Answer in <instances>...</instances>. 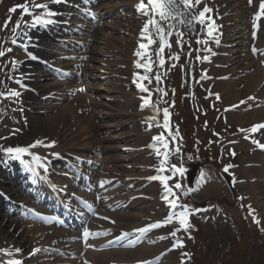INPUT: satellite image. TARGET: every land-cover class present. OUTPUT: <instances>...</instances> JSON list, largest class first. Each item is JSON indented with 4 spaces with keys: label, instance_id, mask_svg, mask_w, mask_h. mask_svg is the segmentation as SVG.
Segmentation results:
<instances>
[{
    "label": "rangeland",
    "instance_id": "obj_1",
    "mask_svg": "<svg viewBox=\"0 0 264 264\" xmlns=\"http://www.w3.org/2000/svg\"><path fill=\"white\" fill-rule=\"evenodd\" d=\"M15 2L16 0H0V11H2V13L0 14V26H3L5 22L9 20V17L11 20V22L8 23L7 30H0V39L10 40L11 36L14 35L11 32V28L13 27L12 24L14 23V21H17L18 15L16 12L10 13L9 10L12 8ZM168 25L169 24H167L166 22L165 23L163 22L161 26H163L166 31L168 30ZM6 47L13 49L12 45L10 46L9 44H7ZM47 48L50 47L47 46ZM172 49H175V46H173ZM7 55L8 52H6L4 57H0V84L2 82L4 85H9L7 81V74L9 76H12L15 71L12 70V64H11L12 58L11 56L7 57ZM171 56L172 54L169 53V57ZM164 61L165 62L163 66L167 67L170 61L168 60H164ZM91 66L94 67V65ZM97 66L98 65H96L95 67ZM161 70L164 76H166V74L169 73V71L165 70L163 67H161ZM185 70L187 71L188 76L185 73L181 74V80H182L181 84L184 87V90L188 92V94L193 95L192 93H195V96L199 94L203 96L204 102L198 100V102L194 106L195 111L199 112L200 115H203L204 113L203 104L206 106V104H208L207 102L211 103L212 101H214V97L211 95L210 90L204 88L206 85V79H201L202 73L200 74L199 71L193 72L188 69ZM108 72L114 73L116 75H120L119 70L114 69V70H109ZM36 73H38L39 75L42 74L43 76L47 74L45 71H38ZM94 75L99 76V73H94ZM152 78H153L152 79L153 83L156 86L153 87V89L157 88V91H155L156 92L155 96L158 95L157 101L160 104H164V97L163 95L160 94L161 91H158V89L161 88L159 87V82L156 80L155 74H153ZM118 82L120 83V81ZM51 84L54 83L47 82L43 86L44 88H46ZM92 84L98 85L97 86L98 92L99 91L101 92L102 89H108L109 87L106 84L98 83V81H95ZM28 88L30 90H35L37 93H39V96H42L41 95L42 89L40 87L35 88L34 85L29 84ZM119 89L120 86H116V88H113L114 92H118L115 94H123L125 92L128 93L131 88L129 89L127 88L126 91L125 90L121 91ZM6 91L8 90L4 89L3 86L0 85V92L5 93ZM48 92L45 93V96H48L50 94ZM35 104H36L35 106H29V111L26 114L27 117L29 118L28 123L30 121L32 122V124H30L28 128L27 126L24 127V124L22 122H18L19 118H11L6 114L8 110L5 109L4 107L7 105V103L4 100V97H0V155L4 154L2 149H6L11 145H15L17 141L22 140L24 141V144L30 145L35 140H40L41 138L44 140L48 138L49 139L56 138L58 135H60L61 132V130H59L60 127L65 128L63 132L66 133L67 135L71 134L70 136H68L67 140H65V142H68L72 134L75 135L78 133L77 129H79L78 127L80 124L84 128L85 126L87 127L88 123H92V119L90 120L87 119V111H86L87 109L90 108V106L81 105V107L86 106L85 110L81 111V110H77L79 106L78 104L76 107L75 106L72 107L71 106L72 103L70 102V100L68 101L54 100L51 104L49 103V105L51 106L55 105L60 110L58 109V111H56L54 114H49L51 118L54 119V122H52L51 120H46V118L50 117L49 115L39 114V112H41L39 110V106H37L39 102L36 101ZM42 106L46 107L45 103L42 104ZM66 106L72 107L71 109L72 113H69L68 115H64V117H59L61 113L60 111L62 110V108ZM156 106L158 107L160 105L157 104ZM183 109L184 110H182V113L184 116L183 118L185 123L184 130L186 131L188 129V132L191 131L193 132V137L190 138L191 146H193L194 144L199 143L201 137L203 136L202 135L203 133L200 130L203 124L199 126L198 123L191 120V114L188 111V99L185 100V105ZM179 111L181 112V110ZM103 113H107V111H104ZM128 113L131 114L132 112L128 111L127 114ZM206 114H208L209 117H211L212 115L208 111H206ZM206 114H204V116H207ZM59 118L61 120H69V126L66 127L65 125L66 123L64 124L63 121H58ZM179 118L181 117H178V114L175 110L173 119L177 120ZM20 119L22 120L21 117ZM200 120H203L204 122L205 118H199V123L201 122ZM118 121L124 125V124H129L131 120L129 117L128 118L122 117ZM76 123H78L77 128L74 126ZM109 125L110 123H106L105 125H103L101 122H98V126L96 125L95 127L97 128L101 126L100 129H102V127L104 129L105 126H109ZM233 125H237V124H232V126ZM213 127L215 126L213 125ZM218 127L221 128L220 125ZM134 128L135 125H130V127L125 126L119 133L117 132L113 133L111 137L117 138L121 134L124 136L127 134L134 135L136 134L134 132ZM147 128L148 126L146 127V129ZM151 129L152 127H150V131ZM139 130L141 134L142 131L144 130V127L141 125L139 127ZM85 136L86 135H84V137ZM237 136L238 135L231 137H224L223 139H221V143L223 145L222 148H220L219 150L218 156L222 160L223 164L231 163L237 165L234 166L237 168L235 170H232V173L234 174L235 182H237L238 185L242 186V181H240L239 179L241 178L243 180L244 175H242L241 172L242 170L246 169V165L252 156V151L246 145L245 146L248 148L247 151H245L244 149L246 148L241 147L240 144L239 147L237 146L238 144H234V139ZM118 146H120V144L116 145L112 150L116 149V147ZM208 148L212 149L213 147H208ZM232 152H235L234 156L231 154ZM240 162L243 164L244 167L239 166ZM202 172L206 174L204 177V181H211L210 180L211 178H216V176L214 175V171L211 168L203 169L201 173ZM235 190H237V197H238L237 201H234L230 193H228L224 188L222 187L218 188V185L209 186L207 189H205L204 186L202 185L201 191L200 193H198L200 195L199 197L200 202L196 203L195 208L187 204L190 206V208L199 210L197 212H194L193 217L190 219V222L193 225V227L190 228L187 232L181 230L176 235V237L177 236L178 237L173 238L171 240L172 242L171 247L173 249H177L176 252H174L176 258L182 259V261L186 259L183 262V264H190V262L192 263V260L195 257H197V264H209V263L210 264H245V262H248V264H264V234L255 232L254 228H251L250 224L248 223L250 213L252 211L246 206L247 190L242 188ZM259 197H262L261 193ZM236 202L238 203L239 207L242 206L243 208L241 213H239L240 211L238 212V210L235 208ZM261 204L263 206L264 197ZM245 210L251 212L245 213ZM245 227H249L250 229L249 233L247 232ZM191 229L199 230L201 235L200 240H196L195 238L192 237L191 234H189ZM29 233L30 230L25 229V231L19 235L18 232H16L13 229V225L9 224V222L6 221V218L4 216L0 218L1 240L10 239L14 243V245L20 246L19 248L22 251H26V249L31 246L32 237L30 236ZM247 237H249L248 240ZM177 239L183 242L184 244L183 247L175 246ZM245 240H247L246 243ZM245 244L251 246V250L249 251L250 258L247 259H245L246 252L242 250ZM24 255L25 258L29 257V253ZM189 257H190V261H189ZM181 262L179 264H181Z\"/></svg>",
    "mask_w": 264,
    "mask_h": 264
},
{
    "label": "bare ground",
    "instance_id": "obj_2",
    "mask_svg": "<svg viewBox=\"0 0 264 264\" xmlns=\"http://www.w3.org/2000/svg\"><path fill=\"white\" fill-rule=\"evenodd\" d=\"M63 1V0H62ZM111 1H125L127 2L124 7H128L129 9L133 6H135L134 2L132 0H111ZM258 0H255V3L257 4ZM43 3H48V7L49 5L55 6L57 8H62V2L61 3H51L50 0H46ZM232 5L233 10L228 11L227 8ZM205 6L209 7L210 9H212V11L210 13H207L206 16H210L211 18L213 17L214 14H216L217 17L221 16V18L223 19L224 25L222 26L220 24V22H218V20L216 21V36L218 39H221L222 33H226L227 35H239L237 36V40L239 41L237 43V45L240 47V52L238 53H234L236 54L235 57L233 59L230 60V63L233 62L237 65H239L238 69L233 70V72H238V70H241L242 73L246 72V71H254L252 74H250L249 76H246L244 79L241 78L240 81L238 82H232V83H217L214 80H212V87H216V92L220 93V94H225V91H229V95L226 97L225 101L229 102L230 101V105H229V109L231 111H233V109H238L239 107L236 106L235 104L237 103V101L239 99H241V97H244L243 95H247V93H251L253 91L255 92H263L261 94V97H263L264 99V88L259 89L261 86V82L264 81V69H262L261 67L257 66L256 63H254L253 59L251 57H245L246 56V51L248 50L247 45L251 42V40H249L250 36L247 35V32L245 31V27L247 24V15L249 13L248 7H249V2H247V0H206V2H202L200 5H198V9L201 11ZM252 7H255V4L252 5ZM115 8H117V6H113L110 7L108 6L107 9H109L110 11L114 10ZM226 11H223L225 10ZM41 9H38L37 12H39ZM42 11V10H41ZM103 12V11H101ZM85 15V14H84ZM84 15H77L78 18L80 19H84L86 18ZM31 20V17L29 18L28 21ZM89 21L91 22V19H89ZM126 22H128L130 25L125 27L123 29V31H121L120 28L115 27L112 28V31H110L109 35H103L101 34L100 37V41L96 42L95 37H92V39L90 38V43H96L98 45H102V43H104L105 49L106 51L110 52L111 51V46L112 44H116V43H121V46H119L118 48H115V50H118V53L120 55L121 61L123 60L122 65L126 66L123 67L125 70H127V74L125 73L124 75L127 77L126 80H128L129 82H133V74L137 73L138 71L132 67V64L135 61V58L138 59V56H134V51L132 52V44L134 39V35L135 33H137L134 29H135V22L138 23L140 22V17H138V19H127L125 20ZM263 24V21L261 22ZM52 25V24H50ZM235 26V28H233ZM41 28H44L43 26H40ZM82 29H81V34H83L85 31H88L87 26L86 25H81ZM194 25L193 26H189V28L194 29ZM50 28V27H47ZM90 28H93L90 27ZM202 30V28H201ZM28 33V38H25L24 40H22V42H18L17 45L14 46V49H12L11 52H8L9 56H14V60L17 61V72H16V76H14L13 78V82H17L19 81L22 82V86L24 84L30 83L32 81V77H35V65H37L38 63H44V64H48V65H52L53 63L58 62L56 59V56L53 54H40V55H36V48L37 46L35 44H42L41 40H40V36L41 33L38 30V27L36 26L35 28H32L31 30H26ZM203 31V30H202ZM262 32V31H261ZM53 34L55 33L54 31L52 32ZM117 33H124L125 36H117ZM264 33V30L263 32ZM261 34V33H260ZM26 39H28V42L26 41ZM137 40V39H136ZM68 41H72L71 43V47L75 48L76 50L78 49L80 52L83 53L82 58L85 59L86 56L84 55L85 52V48H83L82 44H80V41L77 40H68ZM67 41V42H68ZM22 43H27L28 44V48H27V53H31L33 55H35L36 57H38L37 60H32L29 58V56L27 55V53L25 52V50L18 46L19 44ZM137 43L140 44L142 43V41H140V39L138 38ZM77 44V45H76ZM111 44V45H110ZM249 46V45H248ZM257 48L261 49L260 51L263 52L262 47L264 48V43L263 46H259V44H257ZM215 47V46H213ZM102 49V48H101ZM55 52V50H51V52ZM259 51V52H260ZM236 52V51H234ZM97 54L100 55L101 60L107 57H111L109 56L108 53L104 52L103 49L101 51H97ZM244 54V55H242ZM72 58L77 59L78 57H76V55H71ZM243 57V58H242ZM48 60V61H45ZM100 62V60L98 61V63ZM126 63V64H125ZM119 66L121 65V63H118ZM223 64L227 65L228 62L225 61ZM84 64H80L77 65L79 67H82ZM102 65H107V63H103ZM121 65V67H122ZM247 65V67H246ZM245 66V68H243ZM256 66V67H255ZM255 68V69H254ZM34 72V73H33ZM125 72V71H124ZM82 71L78 70L75 72L74 76L78 77L79 74H81ZM239 75V74H238ZM221 76V75H220ZM237 76V75H235ZM89 78V77H88ZM108 78H110L108 76ZM124 78V77H123ZM45 78H39L35 81L36 85H41L45 82ZM111 84H116V82H108V85ZM245 85L244 86V90L241 91L240 93H235L234 90L236 88H238L240 85ZM18 87L15 86L14 88L19 89V92L21 93V95L19 97H14L15 100L13 101L16 107L22 108L24 109L26 106L25 101L27 100L26 94L22 91L23 87ZM62 87H64V85H60ZM113 86V85H111ZM66 87H71V84H66ZM88 89H90L91 92H96L98 91V89L94 86V85H89L87 87ZM76 88H72L70 90H73ZM55 90V89H53ZM100 90V89H99ZM61 92V91H59ZM107 93H115L114 91H111L109 89H106ZM25 95V97H24ZM104 96H106V94H103ZM138 96L137 92L133 93L131 95V97L128 95L127 97H123V100L121 101V103L123 105H117L114 104L110 107L111 113L108 117H110L111 119H113L114 117L117 118V116H119L121 114V112L119 111V108H126L128 110H132V109H140L139 114H137L135 117H133V119H138V121H136V124H142V122H145L146 117L148 115H150L149 112L143 111V108L140 106V100H138V103L136 102V97ZM107 97V96H106ZM16 98L20 99L22 101V103H19V101L17 103H15ZM58 100H63L62 96L61 98H57ZM101 99H105V97H102ZM93 101V97H91V100H89L90 103H92ZM75 103V101L72 103V107L73 104ZM94 105L96 108L99 107L98 104H92ZM71 106H66L64 108H62V110L60 111V116L59 117H64V115H68L71 112L72 107ZM249 108V106H243L241 107V111L242 110H247ZM58 108L55 107H45L44 110H42L44 113H40V114H52L54 113ZM25 110V109H24ZM238 111V110H236ZM106 115H108L109 113H104ZM253 118L252 120H249V118ZM264 117V109H261L257 112H254L253 114H246V115H240L239 117H235L233 118V116H231L230 121H233L234 119L236 121H239L240 123H249L251 121L254 120H260ZM46 120H51L52 122H54V119L50 117L46 118ZM58 121H63L64 123H68L69 120H61L59 118ZM88 122V121H87ZM234 122V121H233ZM92 123H88L87 127L85 126L84 128L81 126V124L78 127V123H76L75 126H77L79 129L78 133L75 135L71 136V139L67 142L64 143L65 145L62 147L64 153H68V148L70 147H77V146H82L85 149H87L89 151V149L91 150L92 147V142L95 139V137L97 136L96 134V129L95 126ZM84 135H86L84 137ZM64 136H66V133H64ZM137 136V140L140 142L141 146H145V144L143 145V142L145 141L146 135H136ZM129 138H131V136L128 137H120V139H122V142H124L125 144L130 143ZM92 141V142H91ZM94 144V143H93ZM147 145V144H146ZM76 150V148H75ZM137 150V149H136ZM141 151H143V154H140V156L145 157L144 154H151L154 151H150L149 149V145H147L146 147H143L142 149H139ZM257 157H252L250 162H252V166H263L264 165V159L261 158V155L256 154ZM0 170H3L0 168ZM13 172V171H12ZM245 178L248 179V185L246 184L244 188H246L247 190V196H248V204H250L252 206V204H255V208H257L256 210V214L255 217L257 219L260 220V224L259 225H264V212H262V210L264 209V204L262 206L261 202L263 201V197H264V170H246L245 172ZM256 178V179H255ZM258 178V179H257ZM0 179H1V175H0ZM8 180H11L15 183H18L16 180H14L13 178H8ZM257 181H261V183L257 182ZM256 182V183H253ZM258 183V184H257ZM262 193V197H259L258 194ZM253 198V199H252ZM252 199V200H251ZM160 200V199H158ZM134 206V203L132 205V208ZM150 211H156L159 213H163V211L161 210V208L158 207H153L150 208ZM252 222L254 223V220L252 219ZM262 223V224H261ZM144 224V223H143ZM143 224H140L139 226H142ZM175 226H179L178 223L174 222ZM124 226L123 225H119V228L117 230H124ZM126 230H129V227L126 228ZM131 232V231H128ZM115 238V237H114ZM103 244H106L105 242ZM114 246H117L115 248H119V245H117L115 242L112 243ZM122 244V243H120ZM102 246V244H100L98 247ZM164 247H158V248H147V247H139L136 250H128V249H122L120 250H113V251H108L109 253H103V255H107L109 257H111L112 259H114L116 262H118L119 264H146L149 261H153L154 259L158 258L161 254H163L167 249H169L171 246L170 245H163ZM33 256H38L37 252L33 255ZM101 255H94V257L92 259H90L93 263L92 264H98V257ZM171 261L164 263V264H176L177 260L174 261L175 257L174 255H172L171 257ZM35 264H39V260L36 261Z\"/></svg>",
    "mask_w": 264,
    "mask_h": 264
},
{
    "label": "snow or ice",
    "instance_id": "obj_3",
    "mask_svg": "<svg viewBox=\"0 0 264 264\" xmlns=\"http://www.w3.org/2000/svg\"><path fill=\"white\" fill-rule=\"evenodd\" d=\"M51 3H61L62 0H50ZM89 0H85V3H88ZM251 2V0H250ZM202 3V0H139L138 4L136 5L137 11L143 15L148 17L147 21L145 22L143 29H142V39L146 40V43H140L139 48L144 51H137L136 55L139 57L146 56L147 48L150 47L155 41L152 39V32L150 31V28L154 30L155 35L159 38L160 41V47L158 51L160 53L164 52L165 47H171V45L168 42V38L173 34L171 29L173 27L172 24L168 25V31H165V28L161 26L160 21H166L169 19H176L178 16L183 17L184 12L178 11L181 6H183L185 12L191 11V9L194 6H198ZM17 8L21 10V15L18 17L16 24L14 27L11 28V32L14 34L10 41L12 44H17L18 39L20 37L28 38L27 31H21L18 35V30L21 28V22H23V17L25 15L31 17V20L28 22H24V28L31 30L32 28H35L37 25L40 26H48L50 24H53L55 21L53 17H55L58 13L51 11L48 7V3H36V0H32V7L30 8L28 3L22 5H16L13 6L9 12L15 13L17 11ZM36 9H41L39 13L36 12ZM212 9L205 6L201 11H199L198 15H193L191 19L187 21V24L190 26L193 24V22L199 23L202 27L206 28V36L208 39L204 40H197V43L207 44L209 40H214L217 44L219 43V40L217 39L215 33H216V25L215 21L211 19L210 16H206L207 13H210ZM90 15H94L92 13H89ZM259 15H264V0H262L260 4V13ZM259 15L257 19L259 18ZM159 17V20L156 19V17ZM10 17L9 20L5 22L3 26H0V30H7L8 23H10ZM180 23L183 24L185 21L183 19L180 20ZM178 37L177 43L182 47L183 44L181 43L183 33L177 32L176 33ZM18 46L22 47L25 52L27 53L28 44L22 43ZM11 48L3 49L0 48V57H4L6 52H11ZM206 51L211 53V48H207ZM257 49L253 48V52L255 53ZM30 59L37 60L38 57L31 53H27ZM199 58V57H198ZM174 59H179L178 56L174 57ZM204 61H209V56L203 57ZM164 60L160 59L159 63L161 66L164 64ZM17 61L12 60V70L14 71L17 66ZM137 68H144L146 71H151V61L149 60L148 63L141 64L139 61L136 62ZM207 74L204 73L201 76V79H207ZM227 77H223V79H226ZM148 79L146 76H138L136 81V86L139 88L141 92L148 93L147 96L142 97V107L152 106L154 111L156 112L157 116L159 115L160 109L155 107V105L152 104L151 101V91L148 89L141 81ZM156 80L159 81L160 77L159 75L156 76ZM19 83V81H17ZM158 91H162L161 89H158ZM21 93L19 91L10 90L7 94L0 92V97L8 98V97H19ZM164 95H167V93H164ZM216 98L219 99V95L216 94ZM249 99H253L252 97H249ZM241 103H245L244 101H241ZM153 120L156 119V116L152 117ZM162 127L165 129H170V112L169 109L166 107L163 109V124ZM264 129V123L254 125L252 128L241 131H246L248 133H256L258 130ZM176 133L178 135V129L176 130ZM169 136H171L172 140H176L177 136H173L171 131L168 133ZM154 141H156V144L151 145V147L154 148L155 153L157 157H161L159 168L157 169V175H154L150 177V180H156L159 181L163 186V195L162 199L166 202V204L170 208V214L166 216V218L163 221H159L156 223L149 224L148 226L135 230L137 233L144 235L151 231L152 229L160 228L162 226H166L169 224H172L174 222L178 223L179 227L176 228L172 233L171 236L176 237L177 232L183 230L184 232H187L190 228L193 227V225L190 222V216L193 215L194 212H197L199 210L190 208L187 204H181L180 196L177 195V191L182 190V185L180 182H175L174 184L169 183L170 180H172L174 177H183L185 173V168L182 166H177L176 164H170L169 159L171 155H180V148L179 146L175 147L174 151H170L169 149V139L165 137V135H157L153 137ZM254 144H257L260 148L264 149V144H260L258 141L253 140ZM44 142L41 140H36L33 144H31L28 147H8L6 149H2L5 154V159H15L19 160L21 163H25V161L22 159L26 154L31 155L30 148H36L37 146L43 145ZM47 147H54L55 142H51L48 145H45ZM233 156L235 155V152L231 153ZM58 155V154H55ZM36 159H39V157H35ZM188 159H192L191 156L188 157ZM232 167V165L226 166L223 170L225 173L229 171V168ZM165 173H170L169 175H166ZM205 173H201V180L198 181V184H203ZM104 183H110V181H102L101 186L104 185ZM196 189L188 188L186 190H183V195L188 196L191 192L195 191ZM88 207H91L88 205ZM250 207V206H249ZM254 222L259 225L260 220L257 219L255 216H253ZM261 231H264V228L261 229ZM104 233H92L89 232L87 229L83 231V237L85 240H87L90 237H98ZM130 233H123V237L130 236ZM161 239H164V237H161ZM177 247H183L184 244L181 240L177 239L176 245ZM2 251V250H0ZM16 252H19L20 249H16ZM39 251V249H37ZM7 255H11V253H7ZM8 264H22V261L19 259H10L8 261Z\"/></svg>",
    "mask_w": 264,
    "mask_h": 264
}]
</instances>
